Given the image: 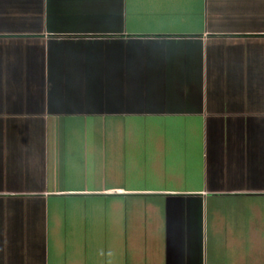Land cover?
Listing matches in <instances>:
<instances>
[{
    "label": "crops",
    "instance_id": "obj_1",
    "mask_svg": "<svg viewBox=\"0 0 264 264\" xmlns=\"http://www.w3.org/2000/svg\"><path fill=\"white\" fill-rule=\"evenodd\" d=\"M0 264H264V0H0Z\"/></svg>",
    "mask_w": 264,
    "mask_h": 264
},
{
    "label": "rangeland",
    "instance_id": "obj_2",
    "mask_svg": "<svg viewBox=\"0 0 264 264\" xmlns=\"http://www.w3.org/2000/svg\"><path fill=\"white\" fill-rule=\"evenodd\" d=\"M250 85H252V84H250ZM244 91H246L245 89H243Z\"/></svg>",
    "mask_w": 264,
    "mask_h": 264
}]
</instances>
